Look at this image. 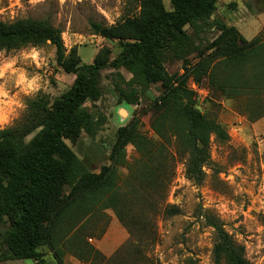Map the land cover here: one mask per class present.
I'll use <instances>...</instances> for the list:
<instances>
[{"label":"rangeland","instance_id":"rangeland-1","mask_svg":"<svg viewBox=\"0 0 264 264\" xmlns=\"http://www.w3.org/2000/svg\"><path fill=\"white\" fill-rule=\"evenodd\" d=\"M162 2L171 10L170 0ZM138 5L139 0H0V21L29 18L46 22L61 31L66 53L75 49L81 64H90L97 56L111 61L120 43L93 35L89 22L115 26L137 15ZM213 20L233 27L246 41L264 42V0H217ZM184 29L205 55L213 51L207 48L220 34L217 27L206 29L198 38L190 27ZM256 49L253 60L264 61V46ZM188 60L195 63L196 55ZM250 64L241 70L249 86L239 97L212 91L204 79L196 83L189 77L187 81L195 109L223 126L228 135L224 141L211 135L199 185L186 179V155L177 149L171 132L158 125L154 110L160 85L136 87V105L118 103L112 85L118 80L115 70H102L98 80L101 97L85 103V108L94 116L104 115L106 122L94 139L81 132L74 144L66 141L67 145L89 172L98 173L111 163L117 130L135 121L137 132L147 142L145 155L133 145L125 147L116 167L112 204L98 202L86 216L73 220L74 225L59 229L54 248L40 246L45 264L59 263L56 251L62 264H188L189 259L212 264L213 229L205 222L209 215L218 218L244 248L250 264H264V114L254 117L264 113V77L260 72L254 79ZM165 69L170 75L183 73L180 61L165 62ZM118 71L125 80L131 78L123 68ZM73 79L74 75L56 64L49 43L0 50V129L21 124L30 101H52ZM192 85L201 92L193 91ZM122 106L129 115L120 121L117 109ZM170 207L179 213L169 215ZM5 230L0 224V255L8 253ZM6 259L0 264H35L31 259Z\"/></svg>","mask_w":264,"mask_h":264},{"label":"trees","instance_id":"trees-1","mask_svg":"<svg viewBox=\"0 0 264 264\" xmlns=\"http://www.w3.org/2000/svg\"><path fill=\"white\" fill-rule=\"evenodd\" d=\"M216 3L217 0H170L171 10H166L162 0H139L138 14L115 26L90 21L93 35L120 43V51L111 61L97 56L90 64H81L75 49L66 53L61 31L46 22L29 18L0 21V50L49 43L54 48L56 64L66 74L74 75L60 96L48 103L41 99L30 101L21 124L0 129V224L6 226L3 241L8 252L0 255V262L9 258L45 264L38 251L40 246L54 248L59 229L69 223L74 225L73 220L86 216L98 202L112 204L116 167L121 164L125 147L133 145L145 155L147 142L137 132L135 121L117 130L109 155L111 163L98 173L89 172L66 143L74 144L81 132L94 139L105 124L106 117L92 115L85 103L100 99L98 80L106 68L115 70L118 80L112 85L118 103L136 105V87L160 85L154 110L158 125L171 132L177 149L186 155V179L196 185L203 181L202 167L209 158L211 135L220 141L228 135L223 126L195 109L194 93L187 87L189 77L196 83L204 79L212 91L230 97L241 96L249 86L248 78L241 74L247 62L255 70L254 79L260 72L264 77V61H254L252 57L264 42L257 38L246 41L233 27L210 21ZM186 26L197 38L206 29L217 27L220 34L207 48L213 51L205 55L185 32ZM193 54L197 60L191 64L188 58ZM169 60L181 62V75L166 72L165 62ZM120 68L131 75L129 80L119 73ZM77 205L81 206L78 211ZM167 213L178 214L179 209L170 207ZM205 222L213 229L212 264H250L244 248L224 230L218 218L205 216ZM56 256L58 264H62L57 251ZM188 264L196 262L189 259Z\"/></svg>","mask_w":264,"mask_h":264},{"label":"crops","instance_id":"crops-1","mask_svg":"<svg viewBox=\"0 0 264 264\" xmlns=\"http://www.w3.org/2000/svg\"><path fill=\"white\" fill-rule=\"evenodd\" d=\"M125 113V114H124ZM118 118L120 121L125 120L127 116L129 115V110L124 108L123 106L117 109ZM122 125V124H121Z\"/></svg>","mask_w":264,"mask_h":264},{"label":"built area","instance_id":"built-area-1","mask_svg":"<svg viewBox=\"0 0 264 264\" xmlns=\"http://www.w3.org/2000/svg\"><path fill=\"white\" fill-rule=\"evenodd\" d=\"M192 89H193V91H196L198 93L201 92L200 89L195 85H192Z\"/></svg>","mask_w":264,"mask_h":264}]
</instances>
